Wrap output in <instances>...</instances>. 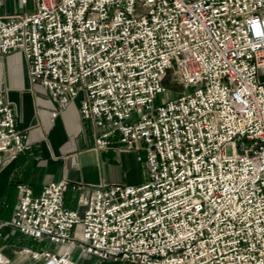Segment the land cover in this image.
I'll return each mask as SVG.
<instances>
[{
    "label": "built area",
    "instance_id": "1",
    "mask_svg": "<svg viewBox=\"0 0 264 264\" xmlns=\"http://www.w3.org/2000/svg\"><path fill=\"white\" fill-rule=\"evenodd\" d=\"M12 51L58 111L78 98L96 148L139 146L145 164L138 185H18L4 225L54 247L24 257L264 264V0H34L0 16V54ZM28 150L0 91V155ZM69 189L81 211L64 206Z\"/></svg>",
    "mask_w": 264,
    "mask_h": 264
},
{
    "label": "crops",
    "instance_id": "2",
    "mask_svg": "<svg viewBox=\"0 0 264 264\" xmlns=\"http://www.w3.org/2000/svg\"><path fill=\"white\" fill-rule=\"evenodd\" d=\"M34 11V0H0V16H20ZM0 91L14 112L15 127L26 135L29 150L13 161L0 155V254L8 264H22L29 259L23 248L36 251L53 250L45 241H33L4 225L12 217L18 202L17 186H27L33 197L51 182L67 179L92 188L102 184L138 185L144 181L141 173L127 180V157H140L126 152L118 144L98 149L94 140L96 128L83 121L79 100L74 99L63 110L48 92L33 84L27 76V62L19 51L0 54ZM136 154V155H135ZM78 193L71 189L64 195V206L79 210Z\"/></svg>",
    "mask_w": 264,
    "mask_h": 264
},
{
    "label": "rangeland",
    "instance_id": "3",
    "mask_svg": "<svg viewBox=\"0 0 264 264\" xmlns=\"http://www.w3.org/2000/svg\"><path fill=\"white\" fill-rule=\"evenodd\" d=\"M137 11H141L140 7H137ZM163 88L165 89V91H167V93L169 95H173L179 91L182 90L181 86L179 84L176 83V77H172L171 78V81L169 80H166V82L163 84ZM140 154V157L138 158H128L127 157V160H126V166H127V176H126V179L128 180H131L133 179L135 176L137 177L138 176V173H141L144 177V170H145V167H144V154L142 155L141 153ZM136 155V154H135ZM135 177V178H136ZM67 180V179H66ZM69 181V180H68ZM70 183H78V182H71L69 181ZM78 184H81V185H84L82 183H78ZM87 187V185H84ZM72 253H74V255L76 254V251H72ZM78 258L77 260H81V261H86L88 259L87 255L86 254H83L82 257H76ZM35 263V262H34ZM30 261H27L22 264H34ZM35 264H40L39 262L38 263H35ZM103 264H109V263H103Z\"/></svg>",
    "mask_w": 264,
    "mask_h": 264
},
{
    "label": "trees",
    "instance_id": "4",
    "mask_svg": "<svg viewBox=\"0 0 264 264\" xmlns=\"http://www.w3.org/2000/svg\"><path fill=\"white\" fill-rule=\"evenodd\" d=\"M30 262H32V261H30ZM32 263H34V262H32ZM35 264V263H34Z\"/></svg>",
    "mask_w": 264,
    "mask_h": 264
}]
</instances>
